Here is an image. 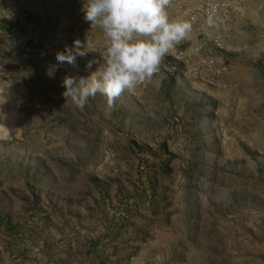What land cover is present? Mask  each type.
Listing matches in <instances>:
<instances>
[{
    "label": "rangeland",
    "instance_id": "1",
    "mask_svg": "<svg viewBox=\"0 0 264 264\" xmlns=\"http://www.w3.org/2000/svg\"><path fill=\"white\" fill-rule=\"evenodd\" d=\"M81 7L0 0V111L12 129L0 139V263L39 254L46 237L68 264H264V54L211 85L191 50H217L192 30L113 108L98 93L81 110L62 80L87 77L106 47ZM168 12L199 16V2ZM77 39L95 52L58 64Z\"/></svg>",
    "mask_w": 264,
    "mask_h": 264
},
{
    "label": "clouds",
    "instance_id": "2",
    "mask_svg": "<svg viewBox=\"0 0 264 264\" xmlns=\"http://www.w3.org/2000/svg\"><path fill=\"white\" fill-rule=\"evenodd\" d=\"M172 0H82L80 11L90 28H98L106 41L99 59L87 61V77L65 76L62 96L66 102L83 110L90 98L98 93L113 108L125 92L150 81L161 69L163 59L175 51L178 44L190 37L193 26L188 20L170 18ZM209 27L216 19L209 14ZM94 46L75 40L56 53L58 64L77 67V58H84ZM102 61V62H101ZM93 65H98L92 70ZM6 99L0 103L4 104ZM6 114L0 111V139H10L12 129L3 122Z\"/></svg>",
    "mask_w": 264,
    "mask_h": 264
},
{
    "label": "crops",
    "instance_id": "3",
    "mask_svg": "<svg viewBox=\"0 0 264 264\" xmlns=\"http://www.w3.org/2000/svg\"><path fill=\"white\" fill-rule=\"evenodd\" d=\"M194 32L196 33V30ZM212 37V33H209L207 38L202 37L200 47L203 48L206 44H210L209 38ZM192 43L196 44H192V47L199 46V42ZM185 48L186 45H183V49ZM215 53V55H221L229 67L234 71L249 70L254 56L264 54V0L246 1L241 13L235 19L231 34L223 37V50L219 52L216 51ZM66 218L69 217L66 215ZM39 225L40 223H36L35 226ZM44 228L45 225L42 230L47 233L48 230H44ZM38 230L39 229L36 231ZM2 231L4 232L3 229ZM59 233H62L66 241V235L63 234V231L60 230ZM59 237L61 236L59 235ZM46 242H48V240L44 237L43 243H41L42 245L39 246V254L36 255L33 252H30L29 255L27 254V259H23L20 264H68V259L62 255L56 254L55 256H52L46 253ZM87 246H91V243H88ZM44 247L46 248L44 249ZM41 248H43V252L40 250ZM1 250L4 249L1 248ZM87 251H91V248ZM3 264H11V261L7 257H4Z\"/></svg>",
    "mask_w": 264,
    "mask_h": 264
},
{
    "label": "built area",
    "instance_id": "4",
    "mask_svg": "<svg viewBox=\"0 0 264 264\" xmlns=\"http://www.w3.org/2000/svg\"><path fill=\"white\" fill-rule=\"evenodd\" d=\"M27 1L22 0L23 3ZM246 1L198 0L200 6L199 16H189L184 20L190 21L193 29L198 31L202 37L207 38L209 33H212L213 37L209 38L210 45L215 50L221 51L223 50V37L231 34L235 19L241 13ZM81 14L83 13L81 12ZM209 14H212L216 19V25L214 27H209L206 23ZM191 52L197 60L198 75L209 84L218 85L229 75L230 67L221 55H208L199 47L193 48ZM185 54V52L177 51L175 55L176 59H183Z\"/></svg>",
    "mask_w": 264,
    "mask_h": 264
},
{
    "label": "trees",
    "instance_id": "5",
    "mask_svg": "<svg viewBox=\"0 0 264 264\" xmlns=\"http://www.w3.org/2000/svg\"><path fill=\"white\" fill-rule=\"evenodd\" d=\"M29 17H30V15H29Z\"/></svg>",
    "mask_w": 264,
    "mask_h": 264
}]
</instances>
